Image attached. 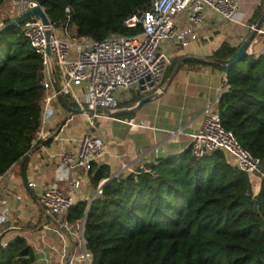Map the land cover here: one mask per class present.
I'll return each mask as SVG.
<instances>
[{
  "label": "trees",
  "instance_id": "16d2710c",
  "mask_svg": "<svg viewBox=\"0 0 264 264\" xmlns=\"http://www.w3.org/2000/svg\"><path fill=\"white\" fill-rule=\"evenodd\" d=\"M5 1L0 0V8ZM35 1L58 26L70 8L78 33L102 40L113 33L141 32L142 26L129 29L125 20L150 8L153 0ZM10 22L0 33V175L35 147L45 94L42 58L19 26L7 27ZM238 48L223 43L210 64L221 68ZM173 60L170 74L180 59ZM225 75L228 89L218 103L222 123L264 165V54L245 56ZM149 166L157 176L113 177L91 204L79 202L70 209L69 221L85 219V244L94 264H264V180L253 197L247 174L220 151L196 157L188 148ZM90 175L96 187L113 176L109 165L96 162ZM35 261L25 237L7 244L0 237V264Z\"/></svg>",
  "mask_w": 264,
  "mask_h": 264
},
{
  "label": "built area",
  "instance_id": "2783aa9c",
  "mask_svg": "<svg viewBox=\"0 0 264 264\" xmlns=\"http://www.w3.org/2000/svg\"><path fill=\"white\" fill-rule=\"evenodd\" d=\"M5 7L12 8L13 14L8 15L12 21L36 7L41 8L47 19L44 22L40 15H33L17 24L42 58L45 94L41 125L32 142L33 146L55 134L48 127L53 115L50 103L52 98L63 95L72 99L77 108L91 109L93 112H83L88 117L90 130L81 138L79 150L75 153L63 152L61 160L69 169L90 170L105 149L102 129L95 123V119L101 116L98 110L119 108L121 92L133 89L141 95H148L161 88L172 62V58L161 49L162 43L183 40L192 31L177 30L179 16L187 12L190 21L197 25L204 21L205 11L210 9L224 21L234 22L239 5L236 0H153L150 8L130 13L125 20V26L129 29L142 26L141 32L113 33L102 40L79 34L72 22L70 8H67V19L58 26L35 0H6L0 10ZM9 19L0 20V29L5 27ZM247 26L250 34L241 43L248 39L246 55L259 58L264 54V22L260 27L258 22L248 23ZM227 89V86L224 87L216 99L207 103L203 110L202 126L191 135L190 149L196 157H204L214 151L224 153L230 165L247 174L252 196L256 197L264 180L263 161L246 149L234 132L222 123L218 103ZM125 121L130 125H138L134 119ZM153 163L157 164L158 161ZM132 172H150L157 176L145 163ZM3 178L4 174L0 175V218L7 222L11 219L12 211L3 206ZM34 186L36 184L31 183V187ZM102 192L100 186L97 196ZM39 202L48 216L62 219L76 203L74 189L65 192L56 187H45L39 194ZM59 222L60 230L72 233L75 238V248L66 264H94V256L85 244V219L79 221L76 227L67 219Z\"/></svg>",
  "mask_w": 264,
  "mask_h": 264
},
{
  "label": "crops",
  "instance_id": "0c3cea01",
  "mask_svg": "<svg viewBox=\"0 0 264 264\" xmlns=\"http://www.w3.org/2000/svg\"><path fill=\"white\" fill-rule=\"evenodd\" d=\"M236 1L239 8L234 22L224 21L210 9L205 11L204 21L197 25L190 21L187 12L179 16L177 30L192 31L183 40L162 43L164 52L174 60L180 59L174 71L166 75L161 86L163 94L145 102L130 117L102 113L95 119L97 125L101 124L105 138L104 154L97 164L109 165L114 177L126 176L142 163L149 165L190 148L191 135L202 126L203 110L217 98L225 84V71L210 64L211 56L225 42L240 46L250 34L247 24L258 22L264 13V0ZM4 9L9 16L13 14L11 7ZM139 96L145 95L133 89L121 92L120 107L133 106L132 101ZM67 101L77 108L72 99ZM50 104L53 115L48 127L55 134L14 163L3 178V206L11 209L12 216L7 222L0 218L1 242L7 244L16 236L25 237L35 251L34 264H66L75 248L73 234L59 227V220H68L69 213L62 219L48 216L39 202L42 190L45 187L65 192L74 189L75 204H91L103 183L96 187L90 170L69 169L61 160L63 152L79 150L81 138L90 130L88 117L84 113H72L60 97L52 98ZM130 119L138 125L126 123ZM31 183L36 186L31 187ZM1 211L0 207V216ZM70 222L75 227L79 223Z\"/></svg>",
  "mask_w": 264,
  "mask_h": 264
},
{
  "label": "water",
  "instance_id": "95a60500",
  "mask_svg": "<svg viewBox=\"0 0 264 264\" xmlns=\"http://www.w3.org/2000/svg\"><path fill=\"white\" fill-rule=\"evenodd\" d=\"M33 15H40L43 18L44 22H47L46 16L43 13V11L41 10L40 7H36L33 8L32 10L24 13L23 15H21L20 17H18L17 19L13 20L12 22L9 23V26H15L17 24H19L20 22H22L23 20H25L26 18L33 16ZM264 22V13L262 14V16L260 17V19L258 20V27L261 26V24ZM4 29L0 30V33L3 31ZM254 36V34L250 37V39ZM249 44V40H245L241 43V45L239 46L237 52L228 60H224L222 61L221 64V68L223 69V71H228V69L232 66L237 64L238 62H240L246 55V49L247 46ZM49 51V49H48ZM191 58V57H188ZM196 60H199L201 62H206L205 59H199L196 58ZM181 64V63H180ZM57 90L59 89L58 85H56ZM164 90L162 88L157 89L155 92L145 95L144 97H142L139 101H137V103H135L133 106L130 107H119V108H114V109H99L98 112L99 113H103V114H107V115H119V114H131V113H135L136 111H138V109L147 101L156 99L158 97H160L163 94ZM60 98L62 100V102L64 103V105L72 112V113H83V112H93L91 109H79V108H73L68 104L67 98L63 95H60ZM114 176H112L111 178L107 179L102 185L101 188L103 189V187L106 185L107 182H109Z\"/></svg>",
  "mask_w": 264,
  "mask_h": 264
},
{
  "label": "rangeland",
  "instance_id": "374dc122",
  "mask_svg": "<svg viewBox=\"0 0 264 264\" xmlns=\"http://www.w3.org/2000/svg\"><path fill=\"white\" fill-rule=\"evenodd\" d=\"M8 17H9V16H8L7 12L5 11V9L2 8V9L0 10V20H6V19H9ZM167 70H168V68H167ZM168 73H169V72L166 71L165 79H166V75H167ZM165 79H164V81H165ZM98 125L101 127V124H98Z\"/></svg>",
  "mask_w": 264,
  "mask_h": 264
}]
</instances>
